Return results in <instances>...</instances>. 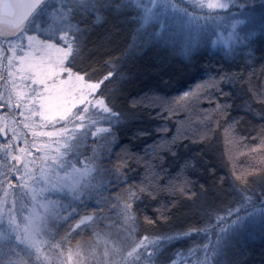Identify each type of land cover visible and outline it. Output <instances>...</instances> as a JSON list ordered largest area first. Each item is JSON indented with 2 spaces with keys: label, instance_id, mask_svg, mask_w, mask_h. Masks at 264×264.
<instances>
[{
  "label": "rangeland",
  "instance_id": "rangeland-1",
  "mask_svg": "<svg viewBox=\"0 0 264 264\" xmlns=\"http://www.w3.org/2000/svg\"><path fill=\"white\" fill-rule=\"evenodd\" d=\"M114 2L133 14L138 46L158 43L184 56L232 58L264 26V0H45L20 29L0 27V264H158L172 242L143 238L123 251L125 223L99 230V214L74 219L81 205L100 204L101 193L109 206L97 162L116 117L97 96L104 80L68 66L78 37L70 10L86 21L85 9ZM57 220L70 235L92 231L91 243L52 257L60 246L52 242L48 256ZM214 230L164 264L239 262L244 243L264 233V198L246 200Z\"/></svg>",
  "mask_w": 264,
  "mask_h": 264
},
{
  "label": "trees",
  "instance_id": "trees-1",
  "mask_svg": "<svg viewBox=\"0 0 264 264\" xmlns=\"http://www.w3.org/2000/svg\"><path fill=\"white\" fill-rule=\"evenodd\" d=\"M118 4L85 9L86 21L70 10L78 37L68 66L104 80L97 96L116 117L97 162L109 206L101 193L100 204L81 205L74 219L99 214V230L125 223L123 251L143 238L171 240L155 260L164 264L246 200L264 198V26L232 58L184 56L158 43L138 46L133 14ZM61 226L57 220L48 256L52 242L60 243L52 257L91 243L92 231L70 235ZM245 243L230 264H264V233ZM39 262L53 264H28Z\"/></svg>",
  "mask_w": 264,
  "mask_h": 264
},
{
  "label": "water",
  "instance_id": "water-1",
  "mask_svg": "<svg viewBox=\"0 0 264 264\" xmlns=\"http://www.w3.org/2000/svg\"><path fill=\"white\" fill-rule=\"evenodd\" d=\"M45 0H0V27L18 30L23 27ZM1 137L6 139L5 127Z\"/></svg>",
  "mask_w": 264,
  "mask_h": 264
}]
</instances>
